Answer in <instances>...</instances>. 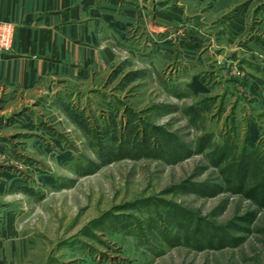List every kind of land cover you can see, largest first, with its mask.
Returning a JSON list of instances; mask_svg holds the SVG:
<instances>
[{
	"label": "rangeland",
	"instance_id": "obj_1",
	"mask_svg": "<svg viewBox=\"0 0 264 264\" xmlns=\"http://www.w3.org/2000/svg\"><path fill=\"white\" fill-rule=\"evenodd\" d=\"M248 2L230 45L253 39L261 65L264 0L208 18ZM198 64L127 54L79 85L0 84V264H264V75L252 92L239 62Z\"/></svg>",
	"mask_w": 264,
	"mask_h": 264
},
{
	"label": "crops",
	"instance_id": "obj_2",
	"mask_svg": "<svg viewBox=\"0 0 264 264\" xmlns=\"http://www.w3.org/2000/svg\"><path fill=\"white\" fill-rule=\"evenodd\" d=\"M232 1L192 11L184 0H0V21L14 31L13 47L0 53V84H78L104 76L127 54L161 62L178 58L181 75L190 77L201 58L216 52L218 61L240 63L253 92V76L264 75V63L253 65V39L230 45L251 32L249 2L217 28L208 18ZM261 16L264 21V10Z\"/></svg>",
	"mask_w": 264,
	"mask_h": 264
},
{
	"label": "built area",
	"instance_id": "obj_3",
	"mask_svg": "<svg viewBox=\"0 0 264 264\" xmlns=\"http://www.w3.org/2000/svg\"><path fill=\"white\" fill-rule=\"evenodd\" d=\"M14 31L8 22L0 21V53L9 51L13 47Z\"/></svg>",
	"mask_w": 264,
	"mask_h": 264
},
{
	"label": "trees",
	"instance_id": "obj_4",
	"mask_svg": "<svg viewBox=\"0 0 264 264\" xmlns=\"http://www.w3.org/2000/svg\"><path fill=\"white\" fill-rule=\"evenodd\" d=\"M246 166H247V164H246ZM248 170H249V169H248ZM241 175H242V173H241ZM258 189H259V191L262 193L261 195L264 196V194H263V193H264V177L262 178V182L260 183Z\"/></svg>",
	"mask_w": 264,
	"mask_h": 264
}]
</instances>
